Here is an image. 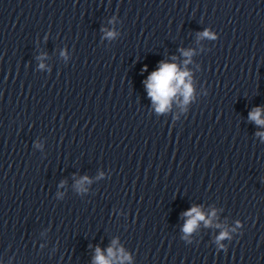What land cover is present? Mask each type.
Segmentation results:
<instances>
[{"label":"clouds","instance_id":"1","mask_svg":"<svg viewBox=\"0 0 264 264\" xmlns=\"http://www.w3.org/2000/svg\"><path fill=\"white\" fill-rule=\"evenodd\" d=\"M106 35L111 38L114 36V33L108 32ZM202 35L204 37L212 38V34L207 30L204 31ZM184 55L190 56L191 52H184ZM41 67H43V65H41ZM186 75V72H178L175 64H165L161 62L159 69L149 76V83L146 86L150 89L149 96L154 101L159 102V107L157 109L159 112L165 111L171 97L175 94L180 85H184L185 101L191 96V86L189 84H184V78ZM261 111V109L257 108L249 114V119L255 121L258 125H264V119L261 118ZM84 179L86 180L87 178ZM193 213H195L194 217L192 216ZM184 215L191 217L184 226L183 231L185 233H191L196 227L198 221L205 220L204 215L197 207H192L189 211L185 212ZM212 215H215V213L213 212ZM210 223V220L205 221L206 225H209ZM226 236L227 233H221V235L217 237V240L224 239ZM115 243L116 241H113V245H115ZM107 251L109 256L115 257L118 264H124V261L130 260V257L124 253L123 249L114 251L113 247H109ZM94 264H114V262L106 259L101 253V250L97 248Z\"/></svg>","mask_w":264,"mask_h":264}]
</instances>
